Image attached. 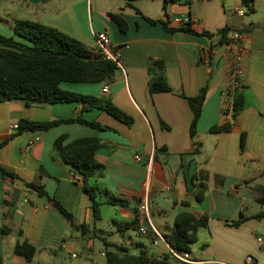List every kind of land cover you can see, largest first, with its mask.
Returning a JSON list of instances; mask_svg holds the SVG:
<instances>
[{"label": "crops", "instance_id": "obj_1", "mask_svg": "<svg viewBox=\"0 0 264 264\" xmlns=\"http://www.w3.org/2000/svg\"><path fill=\"white\" fill-rule=\"evenodd\" d=\"M260 0L255 8H260ZM130 3L142 14L129 7ZM262 3V2H261ZM236 10H242L240 16ZM256 12V11H255ZM122 16L128 25L126 32L110 18ZM178 28L192 22L197 33H216L228 27L230 33L242 31L243 88L245 108L230 132L213 134L210 128L232 122L230 98L224 88L228 80V52L232 43H220V36L207 38L186 32L171 33L160 23ZM18 20L40 22L56 28L88 45L99 47L97 35L107 32L113 47L121 49L124 70L119 69L111 81L101 83L63 82L61 88L82 95L110 100L133 118L128 126L100 109L83 112L90 122L107 130L84 124H61L46 132H24L18 135L13 126L22 119L53 121L70 119L80 114L81 102L34 104L26 106L14 100L0 104V257L3 264H106L104 251L95 255L93 237L106 240L139 254L148 249L163 257L172 249L164 241L154 243L153 234L139 212L141 201L148 194L151 221L161 234L168 233L176 216L190 212L197 219L206 216L207 226L196 233L190 247V260L172 264H264V218H253L264 211V12L262 17L249 16L241 0H193V4H174L167 11L161 0H0V33L13 36L12 25ZM229 33V34H230ZM210 52L209 64L201 55ZM162 61L172 93H149V70L155 61ZM109 86L110 93L102 89ZM207 86V96L198 122L196 146L190 135L193 111L186 97H196ZM245 147L241 150V137ZM66 136L65 144L81 138H97L108 144L96 154L104 168L91 179L104 195L128 200L129 207H114V215L99 218L93 201L84 191L82 178L55 149L57 138ZM166 148L167 152H161ZM136 156L142 161L135 160ZM10 173L5 175L2 170ZM201 174L206 178L201 179ZM34 183L46 192L42 196L27 186ZM208 189L204 200L197 203V186ZM59 201L74 215L71 224L51 203ZM181 201L191 203L190 207ZM106 204V203H105ZM113 207V206H112ZM169 210H172L170 213ZM139 216V235L144 242L109 240L108 236ZM247 217L240 226L232 223ZM98 223L114 226L100 229ZM3 226L12 229L4 235ZM19 231L22 235L19 236ZM126 234V235H125ZM163 236V235H162ZM164 238V237H163ZM18 241H28L37 248L32 261L16 255ZM88 243L85 254L76 250ZM135 244L136 252L130 244ZM154 249H153V248ZM73 255H75L73 257ZM97 255H100V257Z\"/></svg>", "mask_w": 264, "mask_h": 264}, {"label": "trees", "instance_id": "obj_2", "mask_svg": "<svg viewBox=\"0 0 264 264\" xmlns=\"http://www.w3.org/2000/svg\"><path fill=\"white\" fill-rule=\"evenodd\" d=\"M131 1V0H127ZM165 11L174 4L192 5L193 0H161ZM223 3L225 0H221ZM257 0H241L248 13H255ZM136 10L141 11L132 4H127ZM110 18L118 25L119 29L126 32L128 25L126 20L118 14H109ZM145 19L151 24H162L164 28L171 32H186L194 35H202L207 38L220 36V43L225 44L229 41L230 29L224 27L216 33L203 32L197 33L192 29V22H187L178 28L169 27L168 22L161 20ZM13 36H6L0 33V104L4 102L20 100L26 106L34 104H56L81 102L82 109L80 114L70 119H60L53 121H32L22 119L19 122L18 135L24 132H46L61 124H84L92 128L107 130L108 127L101 126L97 122H90L83 117V112L92 109H100L123 123L131 126L133 118L116 107L110 100L98 98L90 95H82L66 91L61 88L63 82L69 83H101L111 81L119 67L115 62L106 60L99 47L91 48L84 42L56 29L46 26L40 22L29 20H18L12 25ZM151 79L149 81V93H172L173 89L169 85L165 76V66L162 61H155L154 67L149 70ZM208 87H203L196 97H186L193 111V119L190 126V135L198 151L200 144L196 141L198 136L197 126L202 115L203 105L207 96ZM245 108L244 94L236 91L233 97L232 122L222 125H215L210 128V133L220 134L230 132L234 122ZM67 137L61 136L56 139L54 147L61 155L62 159L73 167L77 174L82 178L83 189L93 201V210L99 218L100 207L103 203L97 200L98 193L103 192L98 186L90 183L95 174L104 168L96 159V154L100 149L108 146L105 142L97 138H81L65 144ZM245 147V135L241 137V150ZM161 152H167L164 148ZM7 176L10 175L6 170H2ZM206 178L201 174V179ZM28 187L36 189L40 195L46 196V192L41 186L28 183ZM208 189L207 184L200 183L194 194L197 203L204 200ZM51 202L67 219L73 224L74 215L69 213L64 206L57 200L49 198ZM106 204L113 207L127 208L130 202L117 197L107 198ZM184 207H190L188 201L180 202ZM151 213V212H150ZM253 218H264V211L258 213ZM247 217H241L232 223V226H240ZM207 217L197 219L190 212L178 214L174 220L171 230L163 233L165 242L176 252H190V247L196 242V233L199 228L207 226ZM148 226V223H147ZM140 218L124 224L120 228L121 233L134 230L139 231ZM1 231L4 235L12 233V229L3 226ZM19 236L22 231H19ZM105 245L112 246L106 240ZM14 253L32 261L37 254V248L28 241H18ZM106 264H172V255L156 256L148 249H141L139 254H131L130 249L117 246L115 251H106ZM0 264L3 259L0 257Z\"/></svg>", "mask_w": 264, "mask_h": 264}, {"label": "built area", "instance_id": "obj_3", "mask_svg": "<svg viewBox=\"0 0 264 264\" xmlns=\"http://www.w3.org/2000/svg\"><path fill=\"white\" fill-rule=\"evenodd\" d=\"M236 12L243 16L244 12L242 10H236ZM245 34L242 31L232 32L228 35V43H232L236 45V48L232 51L228 52L227 54V61L229 66V74H228V80L226 82L224 91L225 94L228 97V106H229V98L231 110L228 109V114L233 110V97L236 91L243 88V82H242V75H243V63H244V57H245V47L243 46V40L245 38ZM97 40L99 44V48L102 51L103 57L106 60H111L116 63V65L119 67V69L124 70V65L122 63V54L121 49L117 47H113L109 36L107 32H101L97 35ZM201 61L202 63H205L206 65L209 64L210 61V52L204 51V53L201 55ZM102 92L104 94H109V86H105L102 89ZM14 130L19 129V124H16L13 126ZM135 160L138 162L142 161V157L136 156ZM139 212L142 214L144 220L146 223H148V229L153 234L154 237V243L157 244L161 241H164V238L160 231L157 229V227L154 226V224L151 221V213H150V200L148 194L145 195V198L141 201L139 206ZM140 233L142 235H145L147 233V229L141 228ZM258 241L260 243H263V238H259ZM172 259L175 261H184L187 262L190 260V255L187 252H176L171 251ZM75 255H73L74 257ZM247 263L254 264L255 260L252 256H248L246 259Z\"/></svg>", "mask_w": 264, "mask_h": 264}, {"label": "rangeland", "instance_id": "obj_4", "mask_svg": "<svg viewBox=\"0 0 264 264\" xmlns=\"http://www.w3.org/2000/svg\"><path fill=\"white\" fill-rule=\"evenodd\" d=\"M259 4H260V8H256L255 13H248L249 16L255 15L256 17H262V14L264 12V0H260ZM104 199H105L104 195L98 196V198H97V200L99 202L103 203L102 206L100 207V213L104 219H110L111 215H114L115 208L112 207L111 205L105 204ZM169 211H170V213L172 212V210H169ZM98 227L100 229H104V230H109V228H114L112 223H110V225L107 223L106 224L105 223L104 224L98 223ZM96 233H97V236L93 237L95 255H96V253L104 251L105 249H106V251L111 250L110 246L105 245V242L99 238L100 237L99 233L98 232H96ZM127 233H128L127 235L125 234L126 235L125 238L121 237L119 232L116 233V235H113V236L110 235L107 238H108V241L109 240H120V241H127L128 242L130 240H133V241L138 242V243L139 242L146 243V240H144V238L139 235L138 231L131 230V231H128ZM129 246H131V251L133 253L137 251L135 244H133V245L130 244ZM76 251L78 253L85 254V252L88 251L87 241H83V244L81 246H79ZM98 256L100 257V255H97V257Z\"/></svg>", "mask_w": 264, "mask_h": 264}]
</instances>
